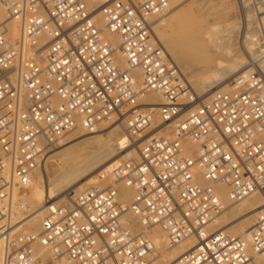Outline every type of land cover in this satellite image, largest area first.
<instances>
[{
  "label": "built area",
  "instance_id": "1",
  "mask_svg": "<svg viewBox=\"0 0 264 264\" xmlns=\"http://www.w3.org/2000/svg\"><path fill=\"white\" fill-rule=\"evenodd\" d=\"M92 1L93 9L84 0H0V264H151L158 254L146 233L152 228L170 247L193 241L174 264H257L264 205L246 241L218 226L225 204L214 184L228 189L231 202L264 189L263 74L253 65L229 81L238 89L201 98L152 36L169 0ZM96 10L117 45L103 37ZM150 92L163 101L145 102ZM107 124L122 128L136 156L77 193L47 199L32 230L27 186L35 170L71 132ZM186 143L195 150L187 153ZM119 182L133 189L127 205ZM127 212L141 229L122 221Z\"/></svg>",
  "mask_w": 264,
  "mask_h": 264
},
{
  "label": "bare ground",
  "instance_id": "2",
  "mask_svg": "<svg viewBox=\"0 0 264 264\" xmlns=\"http://www.w3.org/2000/svg\"><path fill=\"white\" fill-rule=\"evenodd\" d=\"M84 1L90 9L98 5L92 0ZM178 1L180 0H169L167 7ZM245 1L247 0H243V2ZM187 5L190 4L186 3L172 13H164L153 19V38L162 44L169 56L179 66L193 90L201 98L208 97L215 90L238 89L239 87L230 86L226 82L228 78L225 80L226 75H230L229 78L244 77L251 70V68H247L249 63L242 61L244 58L237 54L236 48L232 47L234 35L238 31V22L226 20V23H217V19L208 18L206 14L196 13ZM0 11L3 12L0 14V18L5 17L4 8L1 5ZM95 21L102 29V35L105 33L107 40L111 44L117 45L119 42L117 35L106 29L105 17L99 10L95 11ZM247 23L250 25L251 21L247 19ZM15 33L16 30L13 28V34ZM247 34H249V30ZM206 44H210L214 51L206 50ZM250 45L252 43L246 44L247 47ZM231 52L233 55L228 57V53ZM222 54L224 58L226 56L229 59L222 60ZM116 62L122 67L126 65L125 59L120 53L116 54ZM258 65L264 70V60L258 61ZM132 76L136 83L141 81L139 70H133ZM202 77L204 80L200 81ZM143 100L149 103H161L163 98L157 92H150L143 97ZM107 125L112 126H108L110 129L104 135L99 134V130L95 133L78 135L79 137L76 136L77 138L61 149L58 148L51 155L48 153L44 164L35 170L27 186V198L33 206L31 209L32 219L30 220L32 230H37L40 226L42 209L45 207L47 199H54L66 192L77 193L82 190L80 188H83L84 185L97 182L95 177L109 172L121 159L136 156V151L127 147L128 139L122 128L114 124ZM80 131L79 129L75 130L74 135ZM184 146L187 153H191L196 148V145L191 143H186ZM52 156L59 157V162L57 167L50 168V171L51 169L53 171V176H50L48 162ZM196 176L201 184L207 183L201 172L197 171ZM73 185H79V187ZM116 187L120 202L125 205L129 204L133 197V189L124 182L117 183ZM214 189L225 204V210L218 220V226L226 228L232 234L248 241L249 228L255 214L264 205V189L254 192L238 202H231L228 199V189L224 185L214 184ZM122 221L135 230L141 229L137 217L131 212L123 214ZM146 233L158 250L157 257L151 264H174L179 256L193 244V241H186L178 246L170 247L167 244L165 233L159 228L146 230ZM36 249L44 259L50 257L46 248L37 246ZM250 252L253 253L251 250ZM254 256L257 264H264V255L254 254ZM58 264L70 263L61 259Z\"/></svg>",
  "mask_w": 264,
  "mask_h": 264
},
{
  "label": "rangeland",
  "instance_id": "3",
  "mask_svg": "<svg viewBox=\"0 0 264 264\" xmlns=\"http://www.w3.org/2000/svg\"><path fill=\"white\" fill-rule=\"evenodd\" d=\"M179 2L180 3L183 2V4L180 5ZM186 3L190 4V5H187V7H190L196 13H199V14L202 13L203 15L206 14L208 18L217 19L216 20L217 23H226V20L227 21L235 20L236 22H238V31L234 35V38H233L234 45L232 47L236 48L237 54L241 55L244 58V60H242V61L249 63L247 68H254L253 65H256L255 68L257 67L258 70L260 69L259 71L264 75V70H262L258 65V61L264 60L263 59L264 58L263 57L264 56V0H247L245 2H243V0H189V1L185 0V2H184V0H180V1H178L172 5L168 6L165 9L164 13L165 14L172 13V12L176 11L177 9H179L180 7H182V5H184ZM0 14H3V12L0 11ZM247 19H249L251 21L250 25L247 23ZM157 21H159V20H157ZM246 30L247 31L249 30V34H247ZM104 34H103V37L106 38ZM114 43H117V42H114ZM248 43H252V45L249 46L250 48L246 46V44H248ZM208 46H209V48H208ZM210 48H212V49H210ZM205 49L208 51H214V48L212 46H210V44H206ZM260 54H262V55H260ZM232 55H233L232 52L228 53V57H231ZM259 55H260V57H258ZM221 56H222V58H221L222 60L229 59L226 56L224 58L223 54ZM255 59H256V61H255ZM251 61H253V62H251ZM250 63H252V64H250ZM229 76L230 75L225 76V80L228 78V80L226 81L228 83L232 79V78H229ZM201 80H204V77L200 78V81ZM230 90H232V89H230ZM108 126H112V125L102 126L101 129L99 130V132H100L99 134L104 135L110 129V127H108ZM119 132L121 133V131H119ZM84 134L85 133L82 131H80L77 135H74V131L71 132L70 134L65 136V138H63V140L57 146H55L54 149H52L49 152V155H51L55 150H58V148L61 149V147L66 146V144L71 142L73 139L79 137L80 135H84ZM118 150H120V149L118 148ZM52 157H51V160H49V162H48V168H49V175L50 176H53V174H52L53 171L51 169V171H52L51 172L50 168L57 167L56 165H58V162H59L58 161L59 157H54V156H52ZM52 160H53V162H52ZM73 186L79 187V185H73ZM86 186H88V185H84L83 188H85ZM83 188H80V189H83ZM71 189H73V188H71ZM58 193H60V192H58ZM29 204H30L31 209H33V206L31 205V203H29Z\"/></svg>",
  "mask_w": 264,
  "mask_h": 264
}]
</instances>
